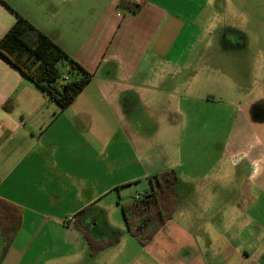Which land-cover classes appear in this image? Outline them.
Instances as JSON below:
<instances>
[{"label":"crops","instance_id":"0c3cea01","mask_svg":"<svg viewBox=\"0 0 264 264\" xmlns=\"http://www.w3.org/2000/svg\"><path fill=\"white\" fill-rule=\"evenodd\" d=\"M213 4L141 0L134 10L125 0H41L25 14L11 0H0V39L18 13L28 18L93 73L81 91L94 83L106 105L98 112L116 121L106 123L97 137L103 147H96V98L82 99L80 111L74 107L80 91L62 107L0 58V197L22 208L21 228L1 264H264V203L256 208L263 193L248 188L247 208L237 194H224L223 178L212 173L223 155L191 173L175 159L149 170L133 141L128 149L111 147L135 136L132 117H152L160 108L161 98L143 90L190 64L214 17ZM189 98L177 99L178 116ZM151 127L156 131L158 123ZM227 161L233 166L238 159ZM169 168L179 175L181 203L142 244L128 231L121 202L149 190V176ZM140 180L146 181L143 192H123ZM117 233L119 242L91 254L88 236L98 241Z\"/></svg>","mask_w":264,"mask_h":264},{"label":"rangeland","instance_id":"374dc122","mask_svg":"<svg viewBox=\"0 0 264 264\" xmlns=\"http://www.w3.org/2000/svg\"><path fill=\"white\" fill-rule=\"evenodd\" d=\"M11 1L25 14L26 8L31 10L41 2ZM213 1L209 10L214 12V17L207 22L190 64L178 72L168 73L159 87L147 86L143 90L146 97L161 98L160 108L151 113L152 117L150 113H143V119L132 117L133 128L135 124L137 128L135 136L124 143L117 140L111 147L128 149L133 141L131 146L136 144L149 170L175 159L183 160L186 171L198 172L199 168L205 169L202 164L198 167L199 163L212 164L223 155L219 160L223 165L212 171L223 178L222 192H231L230 196L237 194L241 208L250 204L248 188L263 193L256 205L261 209L264 203V0ZM57 66L63 80L82 75L67 60L58 61ZM180 96L190 98L186 113L178 116L175 111ZM79 97L74 107L80 111L85 110L82 99L96 98V147H103L97 137L102 139L106 123L116 126V121L103 119L104 114L98 112L106 110V105L100 100L94 83L81 91ZM152 121L158 123L156 131L152 130ZM227 156L235 157L238 162L231 166ZM229 177H236V183H231ZM146 187V181L140 180L122 190L131 197ZM115 196L118 200V195ZM238 223H241L240 217Z\"/></svg>","mask_w":264,"mask_h":264},{"label":"trees","instance_id":"16d2710c","mask_svg":"<svg viewBox=\"0 0 264 264\" xmlns=\"http://www.w3.org/2000/svg\"><path fill=\"white\" fill-rule=\"evenodd\" d=\"M137 8L136 5H130ZM0 58L18 68L49 98L62 107L69 105L91 80L93 73L71 57L50 35L18 13L17 20L0 39ZM67 60L82 72L81 77L62 79L58 61ZM1 180V176H0ZM151 188L141 195L121 202L128 231L140 243L153 238L159 228L176 213L180 203V178L173 168L162 169L149 176ZM22 225V208L0 197V264ZM75 225L80 226L75 222ZM121 239L114 237L94 240L88 236L91 254Z\"/></svg>","mask_w":264,"mask_h":264},{"label":"built area","instance_id":"2783aa9c","mask_svg":"<svg viewBox=\"0 0 264 264\" xmlns=\"http://www.w3.org/2000/svg\"><path fill=\"white\" fill-rule=\"evenodd\" d=\"M130 5H136L139 6L141 3V0H125ZM66 79V78H65Z\"/></svg>","mask_w":264,"mask_h":264}]
</instances>
